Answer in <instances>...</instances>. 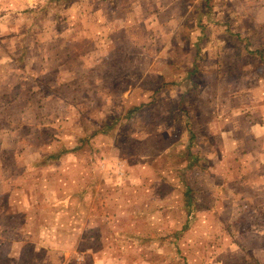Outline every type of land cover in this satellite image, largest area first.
<instances>
[{
  "label": "rangeland",
  "instance_id": "1",
  "mask_svg": "<svg viewBox=\"0 0 264 264\" xmlns=\"http://www.w3.org/2000/svg\"><path fill=\"white\" fill-rule=\"evenodd\" d=\"M93 6L110 31L70 43ZM0 21L44 40L0 62V264H264V210L202 190L243 164L214 137L264 142V0H0Z\"/></svg>",
  "mask_w": 264,
  "mask_h": 264
},
{
  "label": "crops",
  "instance_id": "2",
  "mask_svg": "<svg viewBox=\"0 0 264 264\" xmlns=\"http://www.w3.org/2000/svg\"><path fill=\"white\" fill-rule=\"evenodd\" d=\"M105 1V0H102ZM194 7H191L189 11H191ZM72 9V8H71ZM70 9V22L67 25V29L64 33H70L69 42L74 44L80 41H89L90 39L94 41L97 45L100 44L97 43V40H102L103 37L110 31V23L109 20L104 19L103 11L100 12L98 7L93 6L92 9L90 8L85 11H80L75 16L73 15V11ZM90 10V11H89ZM99 16L101 14V19H90V16H88L89 13H94ZM35 14V12H34ZM81 15L82 17V23L78 21V15ZM94 15V14H92ZM77 19V20H76ZM85 20V23L83 21ZM98 20L96 23L97 28L94 29L92 26V23L95 24L93 21ZM105 20V21H104ZM4 25L2 21H0V26ZM53 26L60 27L59 34H61L60 30L62 29L63 24L61 22H54L52 24ZM7 33L0 36V45L3 46V43L5 44V50L4 48L1 49L0 52V62L2 61V58L10 59L11 61H27L28 57L32 55L33 46H44V40L42 41L40 39V30H43L40 26L37 29V33L32 36L34 28L31 26H25L21 27L20 29L13 28L12 24L6 25ZM2 34V33H0ZM38 37V38H37ZM36 39V40H35ZM7 44V45H6ZM110 45V44H109ZM107 46V45H106ZM30 47V48H29ZM104 46L100 45V48H103ZM1 48V47H0ZM19 48V49H18ZM105 49L107 47H104ZM107 50V49H106ZM38 52H42V49L40 48ZM87 54V53H86ZM45 56V55H44ZM95 57V56H94ZM93 57V58H94ZM86 60L88 59V56L85 57ZM0 98H2L0 96ZM143 105V103L139 104L138 106ZM135 106V107H138ZM145 105H143L138 111L142 110ZM133 107V109H135ZM132 109V110H133ZM137 111V112H138ZM256 128L251 124L250 132L252 133L253 137H243L244 141L247 142V145H242L241 137H225L226 139H222L221 137H214V142L217 141H229L234 142V149L230 151H222L225 156L233 157V154L236 152L240 154L241 156V162L243 164H240L239 166L234 167V171H227V173L224 171L225 167H219L218 171L216 168L211 167L210 170L214 171V175L210 173L209 169H207L206 176L202 177V181L205 183V186L202 187V190H221L223 183L226 182V177H228V181H234L232 184H230L231 192L229 196L226 198L225 202H221L220 211L223 207H229L230 212L233 213L232 207L233 206H239L241 203L247 205L252 211L254 208H262V211L264 210V142L260 141L259 139L261 137H256ZM193 137H188V143L186 145V153L190 154V158H193L191 160V166H188L185 170H190V168L194 167L197 164V169L199 171H202V166L199 165L200 162V156L194 153V141L198 139V137L194 140ZM194 156H193V155ZM237 172L238 175L235 177L233 174ZM202 173V172H201ZM203 174V173H202ZM224 174V177H223ZM226 184V183H225ZM201 186V185H200ZM226 186H229L226 184ZM201 188V187H200ZM192 189L188 187L186 189L187 197L185 198V204L187 206V213L189 215L193 214L194 208L196 207L198 209V206H200L199 203H196V200H194V197L192 196V193L190 192ZM23 210V206L21 209H19V212ZM264 220V219H263ZM189 218H187V227L189 226ZM255 222H258L259 219L254 220ZM262 222V221H261ZM186 227L183 228L180 231H177L175 234L178 236L187 233L190 230V227H188V230ZM254 237L264 236V231L262 233H259L256 235H253ZM100 253L98 250H94L93 248H88L87 253ZM87 264V261L85 262ZM94 264H105V262L102 259H98L97 261H94ZM108 264H112L111 262H108Z\"/></svg>",
  "mask_w": 264,
  "mask_h": 264
},
{
  "label": "trees",
  "instance_id": "3",
  "mask_svg": "<svg viewBox=\"0 0 264 264\" xmlns=\"http://www.w3.org/2000/svg\"><path fill=\"white\" fill-rule=\"evenodd\" d=\"M142 106L143 105L138 106V107H135V109L131 110V113H134L135 111H138ZM49 158H51V159H58V158H60V155L54 156V154H53V155H50ZM177 236H178V233H177Z\"/></svg>",
  "mask_w": 264,
  "mask_h": 264
}]
</instances>
